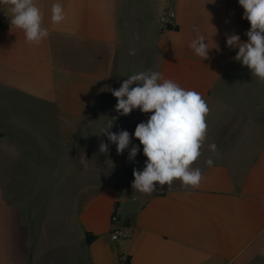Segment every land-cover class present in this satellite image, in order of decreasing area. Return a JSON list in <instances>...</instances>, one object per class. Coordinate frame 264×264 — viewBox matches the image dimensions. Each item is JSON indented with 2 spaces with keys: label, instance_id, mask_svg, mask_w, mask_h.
Here are the masks:
<instances>
[{
  "label": "crops",
  "instance_id": "0c3cea01",
  "mask_svg": "<svg viewBox=\"0 0 264 264\" xmlns=\"http://www.w3.org/2000/svg\"><path fill=\"white\" fill-rule=\"evenodd\" d=\"M35 2L49 32L39 45L0 6V98L13 105H0V264H264V82L227 46V35L248 39L238 0ZM57 2L65 19L54 24ZM165 10L174 20L163 27ZM198 35L206 60L189 47ZM147 70L197 91L209 107L192 165L203 175L197 188L175 180L145 195L131 187L146 161L134 131L151 113L120 116L110 90ZM113 117L111 131L127 130L140 148L134 162L101 134ZM36 184L60 187L35 191L26 218L5 185ZM120 228L129 237L110 241Z\"/></svg>",
  "mask_w": 264,
  "mask_h": 264
},
{
  "label": "clouds",
  "instance_id": "9594fccd",
  "mask_svg": "<svg viewBox=\"0 0 264 264\" xmlns=\"http://www.w3.org/2000/svg\"><path fill=\"white\" fill-rule=\"evenodd\" d=\"M244 9L243 18L249 21L250 29L242 42L239 35H227V46L238 48L234 59L246 66L252 76L264 82V0H238ZM9 6L10 24L22 30L26 42L39 45L49 35L43 27V13L35 0H0V6ZM51 21L59 24L65 19L64 8L57 2L51 8ZM203 35L193 39L189 47L195 54L206 60L209 58L208 44ZM135 55V51H130ZM117 99L115 111L120 116L129 115L133 110L151 113L146 122L137 124L134 137L143 146L147 158L142 171L133 169L132 189L145 195L157 191V184L163 188L179 180L185 188L199 187L203 175L200 168L192 165L202 155L201 149L207 139L208 125L206 117L209 107L201 94L181 87L170 79L163 78L158 71H140L124 80L119 89H111ZM101 130L107 140L116 145L118 155L128 149V159L135 161L140 151L139 146L131 143L127 130L117 133L111 131L115 120ZM131 145V147H130ZM215 153L217 146L209 145ZM109 144L100 142L99 152L107 154ZM213 165L211 158L206 160Z\"/></svg>",
  "mask_w": 264,
  "mask_h": 264
},
{
  "label": "rangeland",
  "instance_id": "374dc122",
  "mask_svg": "<svg viewBox=\"0 0 264 264\" xmlns=\"http://www.w3.org/2000/svg\"><path fill=\"white\" fill-rule=\"evenodd\" d=\"M164 11H162L163 13ZM0 101H3L0 105H4L6 108H12V104H11V98L9 97H1ZM10 110V109H9ZM9 110H6L7 112ZM57 125L55 122H51L48 125V129L52 130V136L55 138H59V135H57V133L55 132V129ZM53 171H59V169H53ZM60 187L59 184H53V185H49V184H36V185H16V187H14L11 190V185H5V187L8 190V195H7V199L10 202L13 203H17L18 205H20L23 209H24V215L26 216V218L28 217V208L30 206V203L32 202V197L34 196L35 191L40 195V192H45L47 191L50 187ZM37 194V195H38ZM41 202V201H40ZM59 202V201H58ZM39 207H43L42 203L38 204ZM124 264V263H122Z\"/></svg>",
  "mask_w": 264,
  "mask_h": 264
},
{
  "label": "built area",
  "instance_id": "2783aa9c",
  "mask_svg": "<svg viewBox=\"0 0 264 264\" xmlns=\"http://www.w3.org/2000/svg\"><path fill=\"white\" fill-rule=\"evenodd\" d=\"M173 20H174V13L171 10H165L159 18V21L163 27L172 25ZM112 220H116V219L112 218ZM128 237L129 234L125 228L112 230L108 233V239L112 242L124 240L127 239Z\"/></svg>",
  "mask_w": 264,
  "mask_h": 264
},
{
  "label": "trees",
  "instance_id": "16d2710c",
  "mask_svg": "<svg viewBox=\"0 0 264 264\" xmlns=\"http://www.w3.org/2000/svg\"><path fill=\"white\" fill-rule=\"evenodd\" d=\"M141 148H142V150H143V147H141ZM146 159H147V158H146ZM144 166H145V163L141 166V169H142V170H143ZM112 218L117 219V215H116L115 210H114V212L112 213ZM92 238H93V237H92L91 235L86 234V243H89L90 239H92ZM124 264H126V263H124Z\"/></svg>",
  "mask_w": 264,
  "mask_h": 264
}]
</instances>
